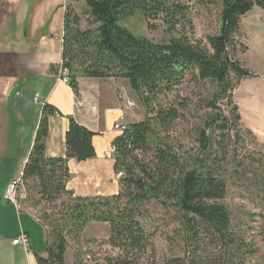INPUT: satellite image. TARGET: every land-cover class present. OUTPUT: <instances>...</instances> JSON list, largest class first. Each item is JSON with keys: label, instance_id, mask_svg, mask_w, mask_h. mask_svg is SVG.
I'll list each match as a JSON object with an SVG mask.
<instances>
[{"label": "trees", "instance_id": "obj_1", "mask_svg": "<svg viewBox=\"0 0 264 264\" xmlns=\"http://www.w3.org/2000/svg\"><path fill=\"white\" fill-rule=\"evenodd\" d=\"M84 1L86 30L80 28L82 19L75 11L68 10L65 16L62 66L69 71V85L78 94L80 78L127 80L147 117L126 123L125 131L113 141L119 192L83 198L67 189L71 178L68 163L95 158V134L70 118L65 156L47 157L49 121L57 111L50 105L43 106L21 175L29 195L22 202L30 201L35 207L45 204L41 220L47 227V257H37V263L65 264L68 239L76 244L84 242V232L91 223L109 226L104 244L118 253L106 264L154 263L153 237L159 230L156 212L160 209L174 224L168 237L170 247L180 249L179 256L168 264H244L258 251L233 230L231 211L223 203L228 192L224 143L230 132L240 140L242 117L232 101L233 93L241 80L251 77L238 59L236 37L248 13L255 7L264 12V0H218L221 28L218 34L207 37L206 44L194 42L188 35L193 30L188 3L195 1L196 6L204 8L215 0ZM136 12L143 14L151 30L152 22L161 20L168 38L153 42L132 34L121 22ZM240 47L241 52L248 49L246 45ZM187 74L216 87L210 99L201 101L203 109L211 113L199 130V150L192 156L170 137L182 118L181 110L188 105L179 103L176 108L163 104L168 95L179 90ZM220 100L225 101L228 115L218 107ZM208 130L221 132L218 146ZM258 163L261 171L253 182L264 204V161ZM237 166L244 177L250 165L240 162Z\"/></svg>", "mask_w": 264, "mask_h": 264}, {"label": "crops", "instance_id": "obj_2", "mask_svg": "<svg viewBox=\"0 0 264 264\" xmlns=\"http://www.w3.org/2000/svg\"><path fill=\"white\" fill-rule=\"evenodd\" d=\"M68 10L81 17L80 28L86 30L84 0H0V264H38L37 257H47L42 224L23 202L16 206L4 197L23 173L43 106L50 105L57 111L49 121L47 157L65 156L70 118L95 134V158L68 163L71 178L67 189L83 198L119 192L114 161L106 158L120 135L113 126L121 116L128 124L139 122L126 110V101L135 97L127 80L80 78L78 94L60 81ZM36 95L40 102L35 101ZM77 102L83 107L76 108ZM104 226L91 223L84 234H97ZM22 233L29 238V252L22 245H13ZM68 253L65 264H69Z\"/></svg>", "mask_w": 264, "mask_h": 264}, {"label": "rangeland", "instance_id": "obj_3", "mask_svg": "<svg viewBox=\"0 0 264 264\" xmlns=\"http://www.w3.org/2000/svg\"><path fill=\"white\" fill-rule=\"evenodd\" d=\"M188 4L192 8L191 18L193 21V30L188 32V35L194 42L203 41L206 44L207 37L218 34L221 28L219 1L215 0L214 4L204 8L196 6L195 1H190ZM121 24L135 36L153 42H161L168 38L166 28L161 20L152 22L154 29L151 30L141 12H136L132 16L122 19ZM236 41L240 49L237 55L238 59L242 66L250 72L251 77L241 80L233 93L232 101L234 105L238 106L240 115L242 114L244 120L240 126V140L236 141L233 132L227 134L225 139L224 145L228 152V162H224L223 166L226 171L228 192L223 203L231 211L233 230L245 237L247 243L258 251L244 264H264V235L262 234L264 218L260 216L264 215V204L262 195L258 192L256 183L253 182L257 181L255 176L261 171L258 162L264 161V12L262 9L255 7L242 19L241 31L236 37ZM241 45H246L248 49L241 52ZM215 91V85L209 82L201 83L195 80L192 75L187 74L179 90L168 95L164 99V103L162 100L163 104L172 105L176 108L179 103L188 105V108L181 110L182 118L175 123L170 137L174 144H179L183 151H189L191 156L199 150V130L202 129L207 115L211 113V111L203 109L204 105H201V101L202 99H210ZM131 102L133 108L126 110L131 115L134 114L135 120L139 122L145 120L147 117L146 110L139 102L136 94ZM224 103L225 101L220 100L217 105L224 111L225 115H228V109ZM134 105L137 107L135 108ZM207 133L216 145L221 141L220 131L208 130ZM240 162L243 165H250L244 177L241 175L242 170L239 171L237 166ZM245 168L246 166H244ZM23 190L25 191L24 188ZM33 195L30 194V197ZM22 204L26 210L36 216L43 226L41 216L45 204L38 207H35L30 201ZM156 216L159 219L157 225L159 230L153 237L156 247L154 263L168 264L172 259L179 256L180 251V249H172L168 240L174 224L168 222L160 209L157 210ZM109 232V226L106 225L97 234L91 236L84 234L82 239L84 242L80 244L68 239L69 264L72 262L75 264H106L108 258L116 256L118 253L117 250H113L109 245L104 244V241L109 237ZM154 263L149 261V264Z\"/></svg>", "mask_w": 264, "mask_h": 264}, {"label": "built area", "instance_id": "obj_4", "mask_svg": "<svg viewBox=\"0 0 264 264\" xmlns=\"http://www.w3.org/2000/svg\"><path fill=\"white\" fill-rule=\"evenodd\" d=\"M71 1V0H67ZM58 77L60 81L63 83L69 85L70 79H69V71L65 69L63 66L60 67L58 71ZM36 102H40L39 95H36L35 97ZM83 105L79 102L76 103V108H82ZM126 107L127 108H133V103L129 100L126 101ZM135 107V105H134ZM136 108V107H135ZM126 129V119L125 116H121L119 121L113 126V131L121 133L125 131ZM114 147L110 152L106 154V158L109 160L113 159V153H114ZM23 184H22V178L20 177L19 179L15 180L6 190L5 192V199L16 206H18L19 202H22L23 200L26 199V192L23 190ZM13 245H22L26 251H30V243H29V238L26 234L22 233L18 239L13 241Z\"/></svg>", "mask_w": 264, "mask_h": 264}]
</instances>
